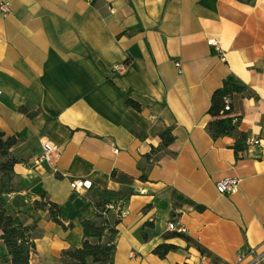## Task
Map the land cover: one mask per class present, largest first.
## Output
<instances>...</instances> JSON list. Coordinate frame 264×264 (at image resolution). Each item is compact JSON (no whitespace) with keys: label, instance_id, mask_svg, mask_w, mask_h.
Returning <instances> with one entry per match:
<instances>
[{"label":"crops","instance_id":"crops-1","mask_svg":"<svg viewBox=\"0 0 264 264\" xmlns=\"http://www.w3.org/2000/svg\"><path fill=\"white\" fill-rule=\"evenodd\" d=\"M0 1L12 6L0 12V129L18 136L22 159L8 210L39 219L30 264H65L82 245L95 189L124 200L125 216L106 214L120 218L114 264H234L264 248V0ZM230 75L249 87L232 100L237 150L235 135L208 131ZM168 128L173 141L153 151ZM45 140L56 149L37 164ZM227 177L239 187L222 194ZM35 201L60 205L63 224ZM162 244L175 248L160 256ZM0 264H11L1 238Z\"/></svg>","mask_w":264,"mask_h":264},{"label":"trees","instance_id":"trees-1","mask_svg":"<svg viewBox=\"0 0 264 264\" xmlns=\"http://www.w3.org/2000/svg\"><path fill=\"white\" fill-rule=\"evenodd\" d=\"M248 89L249 87L245 83L230 75L224 80L222 87L213 93L209 108V114L212 116L208 125L209 133L215 139L221 136L235 135L237 137L236 150L245 146V137L239 133L236 117L230 114L232 106L230 111L224 109L225 98L230 96L233 99L235 94L245 93ZM129 104L135 108H140V105L133 100H129ZM21 109L33 116V113L26 108ZM162 138V144L154 148L153 151L162 149L173 141L171 128L162 133ZM17 145V135H7L0 129V238L6 245L7 256H9L11 264H30V255L35 248L33 234L37 230L39 219L35 217L33 223L27 225L8 210V195L16 191L19 183L15 165L22 162V159L16 155L15 148ZM93 196L96 198L98 211L92 218L81 219L84 229L82 245L63 251V256L67 258L65 264H114L115 238L118 233L116 225L120 218L111 222L106 216L111 210L107 209L106 205L110 202L123 200V198H117L107 189H95ZM34 207L36 210L48 208L51 219L63 224L60 219L61 207L57 203L35 201ZM71 226H73L72 222L68 227ZM174 248V245L162 244L155 249V252L164 256Z\"/></svg>","mask_w":264,"mask_h":264},{"label":"built area","instance_id":"built-area-1","mask_svg":"<svg viewBox=\"0 0 264 264\" xmlns=\"http://www.w3.org/2000/svg\"><path fill=\"white\" fill-rule=\"evenodd\" d=\"M12 11V6L10 1H0V12L2 13H10ZM210 44L213 46H216L220 49V42L216 39H210ZM223 58L225 56L223 55ZM116 70H121V68L116 67ZM232 98L230 96H227L225 98V110L230 111L232 106ZM248 142L251 143H259V140L256 139H250ZM43 153L36 158L35 163L40 164L45 161H50L54 151L56 149V146L50 142V141H43ZM117 151V150H116ZM240 179L238 178H223L217 182V190L222 194H231L235 191H237L239 187ZM72 186L75 190H80L82 188H90L91 184L88 181L83 180H76L72 183ZM107 209L115 210L119 216L123 217L125 216V208H124V200H118L116 202H110L106 205ZM106 214V213H105ZM167 228L170 231H177L179 233H184L187 231V227L181 222V221H169L167 224ZM201 261L207 264H216L213 261L207 260L205 256H202ZM264 262V248L258 247H251L247 251L240 253L237 256V259L234 264H263Z\"/></svg>","mask_w":264,"mask_h":264}]
</instances>
